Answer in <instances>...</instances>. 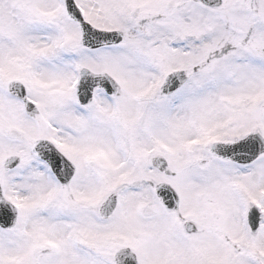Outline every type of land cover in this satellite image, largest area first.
Returning <instances> with one entry per match:
<instances>
[{
  "label": "snow or ice",
  "instance_id": "6c2138e0",
  "mask_svg": "<svg viewBox=\"0 0 264 264\" xmlns=\"http://www.w3.org/2000/svg\"><path fill=\"white\" fill-rule=\"evenodd\" d=\"M0 264H264V0H0Z\"/></svg>",
  "mask_w": 264,
  "mask_h": 264
}]
</instances>
